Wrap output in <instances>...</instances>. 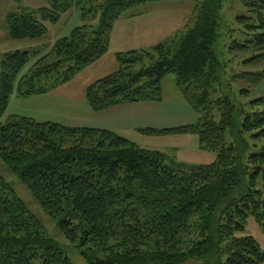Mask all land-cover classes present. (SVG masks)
I'll list each match as a JSON object with an SVG mask.
<instances>
[{"label": "trees", "instance_id": "16d2710c", "mask_svg": "<svg viewBox=\"0 0 264 264\" xmlns=\"http://www.w3.org/2000/svg\"><path fill=\"white\" fill-rule=\"evenodd\" d=\"M47 1L49 6L39 9L20 6L9 12V38L42 39L48 33L46 22L58 23L72 8H78L86 22L97 15L99 19L58 38L48 52H35L38 59L21 77L33 54L4 52L0 157L57 221L62 234L89 264H181L189 259L201 264H264L256 238L238 235L250 216L264 231V96L243 109L224 92L231 86L226 80L256 83L264 77V72H227L228 53H250L246 64L264 59V0H241L248 14L237 19L248 38H233L225 45L227 51L218 48L225 0H173L194 2L193 27L152 50L118 53L119 69L86 89L94 111L158 102L163 99L162 79L175 73L177 88L200 119L142 130L198 135L201 149L217 156L212 163L192 165L168 164L169 157L161 151L140 147L109 129L17 114L4 119L14 91L22 98L43 95L72 80L108 52L114 25L127 10L162 0ZM145 56L152 60L149 65ZM219 91L223 94L214 97ZM228 133L234 136L231 142ZM0 264H73L1 175Z\"/></svg>", "mask_w": 264, "mask_h": 264}, {"label": "rangeland", "instance_id": "374dc122", "mask_svg": "<svg viewBox=\"0 0 264 264\" xmlns=\"http://www.w3.org/2000/svg\"><path fill=\"white\" fill-rule=\"evenodd\" d=\"M141 11L147 12L152 19H162L169 21V35L163 41H168L171 37H182L193 27L194 2L193 1H173L162 0L152 3ZM153 4V6H151ZM23 6L28 9H39L49 6L47 0H0V62L4 52L11 50L29 51L33 55L30 62L21 72L20 77L26 73L38 59L39 55L35 52L45 53L51 50L54 42L61 37H69L78 26L86 23L97 24V15L94 19L86 22L78 8H72L65 13L58 23L46 22L48 33L45 37L38 40H14L9 38L6 17L9 12L17 11ZM144 6V5H142ZM136 8V7H135ZM131 8L126 11L121 20L134 14L138 9ZM223 25L221 28V39L218 48L224 51L233 38L245 41L248 36L243 33L242 24L239 23L237 16L246 15L248 11L241 3V0H225L221 9ZM135 15V14H134ZM234 30V31H230ZM230 31V32H229ZM178 35V36H176ZM173 40V38H172ZM165 41V42H166ZM170 41V40H169ZM120 46H112L109 53L95 65L78 73L75 78L65 84L58 85L49 95H36L27 98L18 96L14 91L10 97V102L4 119L9 115H23L32 117L38 121H56L64 125L87 126L102 129H110L122 136L127 137L140 147L155 149L166 154L168 164L174 161L187 164H209L212 163L217 154L213 151L203 150L200 147L198 135L192 133L181 134H149L143 131L148 127L153 128H173L188 124L197 123L201 114L185 100L176 86L175 73H168L161 81L163 91L162 101H150L151 103H128L105 111H94L90 107L85 92L87 87L100 78H103L120 67L115 58V49ZM153 46L144 47L147 51L152 50ZM137 50H141L138 48ZM250 53L232 56L229 53L227 58V72L229 75L240 72H264V59L246 64L244 60L250 57ZM152 62L149 56H145L144 63L149 65ZM143 65L139 62L138 68ZM230 79V76H228ZM19 80H17L16 84ZM231 85L224 89V92L231 96L242 106L248 108V103L254 98L264 96V77L259 82H251L247 79L235 81H225ZM242 90H248L246 91ZM223 94L219 91L214 94L218 97ZM149 104V105H144ZM220 113L215 111L216 120H219ZM228 142L234 140V136L228 133ZM250 142L252 140L249 139ZM255 148V150H258ZM0 175L4 177L14 188L16 194L21 198L27 207L43 223L48 233L55 238L62 246L68 258L73 264H89L81 250L75 247L67 237L60 231L57 221L48 216L41 208L29 188L21 182L3 162L0 157ZM245 231L238 232V235H251L256 238L261 249L264 251V231L253 216H250L245 225ZM181 264H201L195 259H189Z\"/></svg>", "mask_w": 264, "mask_h": 264}, {"label": "crops", "instance_id": "0c3cea01", "mask_svg": "<svg viewBox=\"0 0 264 264\" xmlns=\"http://www.w3.org/2000/svg\"><path fill=\"white\" fill-rule=\"evenodd\" d=\"M148 5L150 4H144V6H139L138 8H136L138 10L134 13L135 15L126 17L125 21L121 20L122 18L121 17L114 25V28L111 34L110 48L112 46L113 47L120 46L119 49H115L114 55H115L116 60H117L118 53H123V52H127V51L134 50V49L137 50L138 48L142 49L148 46H154L162 42L168 36H170L169 32H171V30L168 27L169 21L167 23L166 20H162L160 18L159 20L157 18L152 19L147 12L141 11L142 10L141 8L144 7L143 9H145V7H148ZM151 6H153V4ZM110 48L107 53H109ZM107 53L102 58H100L98 61L102 60L107 55ZM95 63L91 64L90 66L82 70L80 73H83V71H85L86 69H89V67H91L92 65H95ZM49 94H51V91L43 95H49ZM137 103H140V102H137ZM141 103H151V102L147 101V102H141ZM126 104L128 103L117 105L112 108L123 106ZM144 105H149V104H144ZM112 108H109V109H112ZM71 126H74V125H71Z\"/></svg>", "mask_w": 264, "mask_h": 264}]
</instances>
